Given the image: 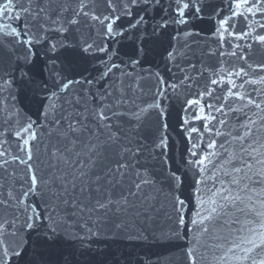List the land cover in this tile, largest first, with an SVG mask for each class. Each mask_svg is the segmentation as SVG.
Masks as SVG:
<instances>
[{
    "label": "snow or ice",
    "instance_id": "1",
    "mask_svg": "<svg viewBox=\"0 0 264 264\" xmlns=\"http://www.w3.org/2000/svg\"><path fill=\"white\" fill-rule=\"evenodd\" d=\"M0 264H264V0H0Z\"/></svg>",
    "mask_w": 264,
    "mask_h": 264
},
{
    "label": "water",
    "instance_id": "2",
    "mask_svg": "<svg viewBox=\"0 0 264 264\" xmlns=\"http://www.w3.org/2000/svg\"><path fill=\"white\" fill-rule=\"evenodd\" d=\"M168 249L165 248H161V247H153L150 251H149V255H151L153 257V259H155L157 256L159 257H164L168 254Z\"/></svg>",
    "mask_w": 264,
    "mask_h": 264
}]
</instances>
